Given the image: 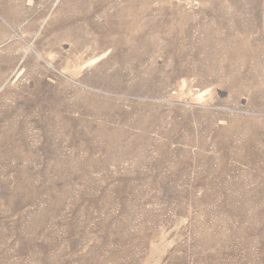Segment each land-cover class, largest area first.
<instances>
[{"label": "rangeland", "instance_id": "obj_1", "mask_svg": "<svg viewBox=\"0 0 264 264\" xmlns=\"http://www.w3.org/2000/svg\"><path fill=\"white\" fill-rule=\"evenodd\" d=\"M0 264H264V0H0Z\"/></svg>", "mask_w": 264, "mask_h": 264}, {"label": "bare ground", "instance_id": "obj_2", "mask_svg": "<svg viewBox=\"0 0 264 264\" xmlns=\"http://www.w3.org/2000/svg\"><path fill=\"white\" fill-rule=\"evenodd\" d=\"M122 14V13H121ZM132 34V31L128 33V35H131Z\"/></svg>", "mask_w": 264, "mask_h": 264}]
</instances>
